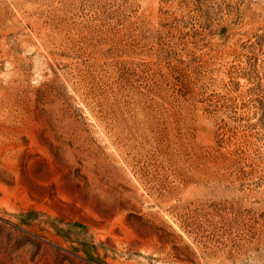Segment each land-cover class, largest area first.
<instances>
[{"label": "rangeland", "instance_id": "rangeland-1", "mask_svg": "<svg viewBox=\"0 0 264 264\" xmlns=\"http://www.w3.org/2000/svg\"><path fill=\"white\" fill-rule=\"evenodd\" d=\"M0 264H264V0H0Z\"/></svg>", "mask_w": 264, "mask_h": 264}]
</instances>
